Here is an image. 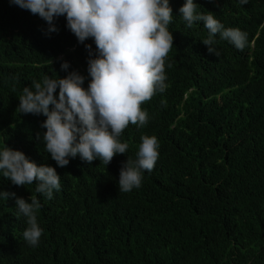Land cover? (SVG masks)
Returning <instances> with one entry per match:
<instances>
[{
  "label": "trees",
  "instance_id": "16d2710c",
  "mask_svg": "<svg viewBox=\"0 0 264 264\" xmlns=\"http://www.w3.org/2000/svg\"><path fill=\"white\" fill-rule=\"evenodd\" d=\"M184 3L169 0L167 88L141 105L147 124H129L119 137L127 152L107 166L78 155L59 167L42 139L47 117L19 113L18 98L33 81L73 71L87 89L85 45L95 58L94 39L79 43L65 16L49 32L38 15L0 0V151H21L61 177L48 199L35 183L16 186L0 173V192L15 193L0 196V264H264V0H194L198 14L247 33L243 51L217 35L219 56L202 42L203 21L186 26ZM145 135L160 145L154 169L140 188L119 192L122 162L136 159ZM31 195L43 229L35 247L23 238L28 225L15 202Z\"/></svg>",
  "mask_w": 264,
  "mask_h": 264
},
{
  "label": "clouds",
  "instance_id": "9594fccd",
  "mask_svg": "<svg viewBox=\"0 0 264 264\" xmlns=\"http://www.w3.org/2000/svg\"><path fill=\"white\" fill-rule=\"evenodd\" d=\"M22 9L38 15L49 25V32L58 29L55 17L65 16L67 28L83 44L94 39L97 55L89 51L87 89L82 87L85 77L76 71L64 78L45 76L24 87L19 96L17 111L24 114H43L47 119L41 125L46 129L42 139L46 152L59 167L69 164V158L78 155L91 164L99 159L108 165L117 154H125L128 144L119 137L129 124L143 127L148 113L141 105L157 92L167 88L165 58L173 47L174 37L168 30L172 21L169 0H9ZM212 2V0H210ZM247 4L248 0H240ZM180 16L191 28L203 21L208 30L203 39L209 54L219 56L214 47L215 37L229 41L239 51L248 44L247 33L225 26L209 12L198 14L194 0H185ZM68 62L61 64L62 70ZM59 89L58 98L56 91ZM164 102L162 101V104ZM51 106V108H50ZM40 140V134H37ZM160 145L155 136H142L136 159L127 158L119 172V192L128 193L142 185L143 172H151L158 160ZM0 173L16 186L35 183L37 193L48 199L53 190L61 188L60 176L51 166H37L25 154L7 146L0 151ZM15 193L0 192L7 199ZM30 202L16 198L17 215L26 218L28 227L23 238L30 246H37L43 229L37 221L41 207L36 196Z\"/></svg>",
  "mask_w": 264,
  "mask_h": 264
}]
</instances>
